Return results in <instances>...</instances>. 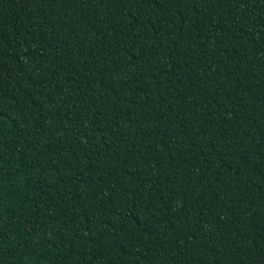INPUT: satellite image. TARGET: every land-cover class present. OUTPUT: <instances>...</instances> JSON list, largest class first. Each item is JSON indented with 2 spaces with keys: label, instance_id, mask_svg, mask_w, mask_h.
<instances>
[{
  "label": "trees",
  "instance_id": "1",
  "mask_svg": "<svg viewBox=\"0 0 264 264\" xmlns=\"http://www.w3.org/2000/svg\"><path fill=\"white\" fill-rule=\"evenodd\" d=\"M0 264H264V0H0Z\"/></svg>",
  "mask_w": 264,
  "mask_h": 264
}]
</instances>
